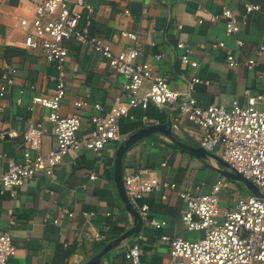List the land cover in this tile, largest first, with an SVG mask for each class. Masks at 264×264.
Wrapping results in <instances>:
<instances>
[{"label":"crops","instance_id":"obj_1","mask_svg":"<svg viewBox=\"0 0 264 264\" xmlns=\"http://www.w3.org/2000/svg\"><path fill=\"white\" fill-rule=\"evenodd\" d=\"M20 1L23 0H0V82L8 66L17 68L14 84L0 97V171L7 168L9 160L22 161L26 147L22 143L23 132L48 113L46 108L31 103L32 96L50 94L55 86L53 65L47 63L38 50L23 48V35L12 28L14 6ZM87 2L93 10L89 20L91 35L103 38L114 52L138 49L141 53L136 61L149 62L153 73L165 75L174 90L185 92L188 80L197 77L199 81L193 86L192 96L200 105L216 103L228 108L233 100L243 103L246 93L255 95L262 91L263 84L256 78L261 64L252 70L242 64L230 68L225 57L229 50L240 60H264V52L258 53L259 45H264V0ZM245 4H257L258 9L246 13ZM223 5L231 9L238 20L239 30L232 36L226 35L222 17L211 19L220 14ZM122 30L135 33L136 39L122 38ZM236 39L243 42L242 47H237ZM178 41L192 49L191 58L197 62L195 68L179 62ZM217 43H222L223 47H213ZM66 46V94L60 112L78 114L81 118L79 134L84 135L90 127V115L95 112L93 104L99 103L103 114L114 103L126 101V80L88 43L71 40ZM158 54L161 58L156 57ZM31 83L34 89L28 87ZM76 101L84 104L76 107ZM162 110L167 112L154 105L134 108L130 122L120 120L119 126L124 124L126 132L120 130V141H111L99 151L81 149L65 155L54 167V178L38 172L27 179L14 196L0 189V230L9 231L16 247V254L6 264H85L117 237L121 228L125 231L131 227L132 217L125 210L113 181L115 150L131 134L127 133L130 126L144 127L168 121L173 124L170 115ZM143 115L147 116L144 121ZM174 116L178 118L173 128L177 139L199 146L193 137L199 134L198 129L176 113ZM173 144L162 133L139 140L123 156V175L149 168L160 180L173 182L191 194L210 192L212 184L223 175L218 161L213 157L197 158ZM54 147L51 135L42 137L40 152ZM234 193L229 184L221 190L222 207L233 205ZM137 203L148 206L147 221L142 220L140 232L104 255L99 264H130L123 254L136 240L143 262L165 264L169 245L160 239L162 235L197 237L196 231H188L181 222L186 205L175 190L145 194ZM151 219L162 221L163 225L154 228L149 223ZM101 243L103 245L98 247Z\"/></svg>","mask_w":264,"mask_h":264},{"label":"built area","instance_id":"obj_2","mask_svg":"<svg viewBox=\"0 0 264 264\" xmlns=\"http://www.w3.org/2000/svg\"><path fill=\"white\" fill-rule=\"evenodd\" d=\"M14 8L11 25L23 35L21 46L38 50L45 61L53 65L56 75L50 94H37L31 98L33 105L46 108L48 113L42 120L29 124L23 132L22 143L26 146L23 159L21 162L9 160L7 168L0 171L2 191L14 196L16 190L38 172L54 178V167L65 155L81 149L99 151L111 141H120V120H132L134 108L145 109L149 104L166 109L173 128L178 120L175 113L186 119L198 129L199 134L193 137L200 147L208 152L217 150V155L234 171L264 191V60H240L227 50L225 63L230 68L242 64L252 70L261 64L256 78L263 84L262 91L255 95L246 93L243 103L233 100L228 108L216 103L202 106L192 96L193 86L199 81L197 77L188 80L185 92L174 90L165 75L153 73L149 62L136 61L141 53L138 49L125 48L114 52L103 38L91 35L89 20L93 10L87 0H23ZM257 9V4H245L246 13ZM125 13L129 11L126 9ZM217 17L224 19L226 35L232 36L239 30L238 20L227 6L223 5L220 14L211 19ZM120 36L136 39V34L127 30H122ZM262 38L264 40V36ZM71 40L88 43L107 60L117 75L126 80V101L114 103L103 114L100 104H93L95 112L90 115V127L84 135L79 134L81 118L78 114L63 115L60 112L66 94V42ZM235 42L238 48L243 46L240 39ZM176 47L181 49L179 62L195 68L197 62L191 58L192 49L181 41ZM213 47H223V44L217 43ZM263 52L264 45L260 44L258 53ZM161 56L156 55L157 58ZM16 71L17 68L11 65L3 72L0 97L14 84ZM28 87L34 89L35 85L31 83ZM83 104V101L74 103L76 107ZM146 119L147 116L143 115L142 120ZM45 135L54 138L55 147L40 152ZM123 182L132 207L140 213L143 221H147L148 206L139 205L137 201L145 194L175 190L185 202L181 222L185 229L196 231L200 236L185 239L162 235L160 239L169 245L165 264H264V197H234L232 206L222 207L220 192L227 185L225 181L217 179L210 192L194 195L181 190L173 182L160 180L149 168H139L123 175ZM149 223L155 228L163 225L162 221L155 219ZM15 254L16 247L9 231L0 230V264H6ZM124 257L130 264H146L141 260L137 240L127 248Z\"/></svg>","mask_w":264,"mask_h":264},{"label":"water","instance_id":"obj_3","mask_svg":"<svg viewBox=\"0 0 264 264\" xmlns=\"http://www.w3.org/2000/svg\"><path fill=\"white\" fill-rule=\"evenodd\" d=\"M154 133H162L169 140L174 142L177 146L184 148L188 152L192 153L195 157L201 159H207L209 157L215 158L218 163L223 166L225 169H219V172L223 175H226L232 180L241 182L245 187L251 191V195L257 197H264V191H261L255 184H253L248 178L234 171L231 166L225 162L219 156L213 155L212 153L206 151L200 146L189 145L187 143L181 142L177 139V136L173 130L172 123L168 121L167 123L160 124H150L139 128L138 130L129 134L122 142L117 146L115 150L114 157V172H113V181L116 186L117 193L121 202L124 205L125 210L132 217V226L125 230L123 233L119 234L117 237L107 242L95 255H93L85 264H96L100 259L110 252L112 249L118 247L124 240L138 234L142 225V218L140 213L132 207L124 188L123 182V156L126 151L134 145L136 142L143 138H147Z\"/></svg>","mask_w":264,"mask_h":264},{"label":"rangeland","instance_id":"obj_4","mask_svg":"<svg viewBox=\"0 0 264 264\" xmlns=\"http://www.w3.org/2000/svg\"><path fill=\"white\" fill-rule=\"evenodd\" d=\"M210 153H212L213 155L215 154L216 156H218L217 155L218 154V151L217 150L212 151ZM207 169L209 170L210 167L207 166ZM220 169L223 170L225 168L223 166H221ZM220 178H221L222 181H225L227 183V185L229 184V189H231L232 191L235 192L233 194L234 195L233 197L238 198L240 196L251 195L252 194L251 191H249L245 187V185L243 183L238 182V181H235V180H232L229 177H227L226 175H222ZM227 185H226V187H227ZM223 188H225V187H223ZM198 235L200 236V234L199 233L197 234V232H196V235L195 236H198Z\"/></svg>","mask_w":264,"mask_h":264},{"label":"trees","instance_id":"obj_5","mask_svg":"<svg viewBox=\"0 0 264 264\" xmlns=\"http://www.w3.org/2000/svg\"><path fill=\"white\" fill-rule=\"evenodd\" d=\"M149 105H153V104H149ZM149 105H148V106H149ZM148 106H147V107H148ZM147 107H146V108H147ZM146 108H145V109H146ZM162 111L165 112V113H167V115H168V112H166V111H164V110H162ZM124 120H126V121H128V122L131 121V120H129V119H123V121H124ZM121 123H122V122H121ZM163 123H164V122H163ZM130 124H131V123H130ZM123 125H124V124H121V128H120L121 133H126V132H124V130H123V127H124ZM141 127H142V126H140V127L130 126V128H129V130H128L127 133H129V132L132 133V132L136 131L137 129L141 128ZM173 145L176 146V144H173ZM154 228H155V227H154ZM123 231H124V229L121 228V229L119 230V234H121ZM119 234H118V235H119ZM118 235H117V236H118ZM112 239H114V238H112ZM112 239H111V240H112ZM111 240H110V241H111ZM102 245H103V243L99 244L98 247H101ZM123 256H124V254H123ZM96 264H99V262L96 263Z\"/></svg>","mask_w":264,"mask_h":264}]
</instances>
